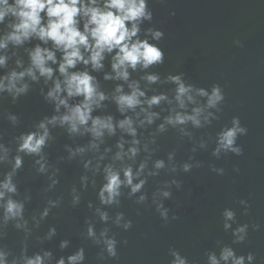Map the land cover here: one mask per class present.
Segmentation results:
<instances>
[{"label": "water", "instance_id": "water-1", "mask_svg": "<svg viewBox=\"0 0 264 264\" xmlns=\"http://www.w3.org/2000/svg\"><path fill=\"white\" fill-rule=\"evenodd\" d=\"M0 264H264V0H0Z\"/></svg>", "mask_w": 264, "mask_h": 264}]
</instances>
